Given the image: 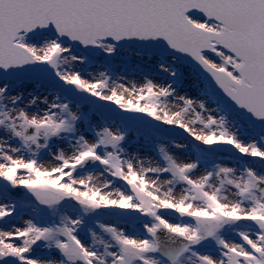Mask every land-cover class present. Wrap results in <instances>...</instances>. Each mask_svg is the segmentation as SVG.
Wrapping results in <instances>:
<instances>
[{
    "label": "snow or ice",
    "instance_id": "snow-or-ice-1",
    "mask_svg": "<svg viewBox=\"0 0 264 264\" xmlns=\"http://www.w3.org/2000/svg\"><path fill=\"white\" fill-rule=\"evenodd\" d=\"M0 264H264V0H0Z\"/></svg>",
    "mask_w": 264,
    "mask_h": 264
}]
</instances>
